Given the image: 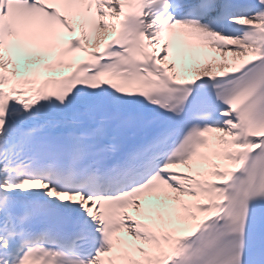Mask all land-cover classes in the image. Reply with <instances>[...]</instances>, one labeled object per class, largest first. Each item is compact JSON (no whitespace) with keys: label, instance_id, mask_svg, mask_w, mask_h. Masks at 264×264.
Listing matches in <instances>:
<instances>
[{"label":"snow or ice","instance_id":"6c2138e0","mask_svg":"<svg viewBox=\"0 0 264 264\" xmlns=\"http://www.w3.org/2000/svg\"><path fill=\"white\" fill-rule=\"evenodd\" d=\"M0 264H264V0H0Z\"/></svg>","mask_w":264,"mask_h":264}]
</instances>
